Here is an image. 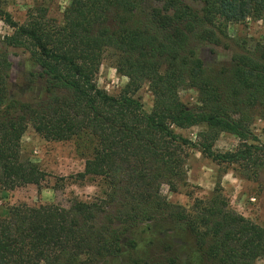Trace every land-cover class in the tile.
<instances>
[{
  "label": "trees",
  "instance_id": "trees-1",
  "mask_svg": "<svg viewBox=\"0 0 264 264\" xmlns=\"http://www.w3.org/2000/svg\"><path fill=\"white\" fill-rule=\"evenodd\" d=\"M148 3L151 8H148ZM264 21V0H73L57 22L30 13L0 47V188L40 187L47 174L22 158L29 128L46 141L77 140L88 151L73 182L105 187L93 202L16 206L0 217V264H255L264 259V228L233 211L216 191L191 208L174 205L188 175L189 151L218 164H240L250 177L264 168V145L252 126L264 119V39L245 43L225 67H209L205 47H225L229 25ZM8 49L28 55L31 97L11 88ZM129 83L119 96L99 88L107 53ZM148 86L151 112L136 98ZM197 91L199 105L180 90ZM205 126L197 141L176 132ZM222 133L240 146L220 153ZM251 141L253 144H249ZM86 151V152H87ZM192 242L181 262L172 238ZM183 247L181 245V251Z\"/></svg>",
  "mask_w": 264,
  "mask_h": 264
},
{
  "label": "rangeland",
  "instance_id": "rangeland-1",
  "mask_svg": "<svg viewBox=\"0 0 264 264\" xmlns=\"http://www.w3.org/2000/svg\"><path fill=\"white\" fill-rule=\"evenodd\" d=\"M73 0H0L1 7L9 12L13 19L24 24L30 13H47L48 17L57 22L63 21V14ZM148 8L151 4L148 3ZM227 38L224 40L227 48L205 47L200 50V57L209 67H225L230 64L233 55L247 45L264 39V21L248 20L242 24L229 25ZM13 34V30L0 20V47L4 37ZM13 62L11 74L12 92L24 99L31 97V86L26 79L31 69L28 55L22 50H7ZM116 54L109 52L102 61L96 82L99 88L112 96H119L128 85L129 80L116 69ZM180 98L190 107L199 105L197 91L190 88L180 90ZM144 109L151 112L154 107V97L148 86H144L136 95ZM205 126L190 129H176V132L197 141L198 135L206 132ZM253 133L264 145V119H258L252 126ZM249 144H253L251 141ZM240 146V140L231 134L222 133L216 144L215 151L226 153L235 151ZM77 140L68 142L46 141L33 128H29L22 139V158L36 164L47 174L46 180L40 187L29 185L14 191L0 188V217H7L13 207L27 205L40 207L57 205L69 208L72 201L77 199L93 202L103 196L104 185L97 179L85 182H73L68 179L84 171L88 151ZM240 164L219 166L204 157L196 150L189 151L188 175L181 183L179 190L173 193L168 187H163V195L174 205L191 208L196 200H210L218 191L223 195L229 207L264 228V168L257 177H250ZM177 235V234H176ZM175 253L181 252L183 259L189 261L192 255V242H181V234L172 238ZM181 245L183 250L181 251ZM189 264H192L189 262ZM255 264H264V259Z\"/></svg>",
  "mask_w": 264,
  "mask_h": 264
}]
</instances>
